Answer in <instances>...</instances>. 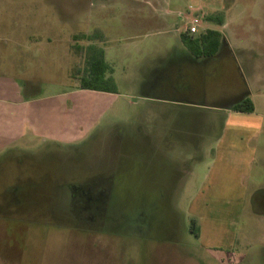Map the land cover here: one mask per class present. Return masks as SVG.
<instances>
[{"label":"rangeland","instance_id":"374dc122","mask_svg":"<svg viewBox=\"0 0 264 264\" xmlns=\"http://www.w3.org/2000/svg\"><path fill=\"white\" fill-rule=\"evenodd\" d=\"M166 11L169 25L139 20ZM177 12L199 15L198 33L207 15H223L209 24L221 33L214 55L185 49L170 31L183 24ZM90 41L106 49L116 93H74ZM169 61L176 105L164 106L153 96L166 86L153 78ZM236 65L264 124V0H0V77L49 89L36 105V136L0 147V264H244L246 253L264 255V213L252 201L264 188L261 150L242 153L256 161L236 229V175L211 170L221 144L236 143L228 132L220 140L236 117L199 108L236 103Z\"/></svg>","mask_w":264,"mask_h":264},{"label":"crops","instance_id":"0c3cea01","mask_svg":"<svg viewBox=\"0 0 264 264\" xmlns=\"http://www.w3.org/2000/svg\"><path fill=\"white\" fill-rule=\"evenodd\" d=\"M177 13L176 15H178ZM171 15H172L171 12L168 13V11H166L163 14L161 13L159 15H151L149 17L141 16L139 17V20L145 23L146 22L148 23L151 21H158V22H161L162 24L164 23L168 24V22H170L169 17ZM224 20L222 24L225 23ZM210 22H213V21H206L209 27L206 29L216 30L210 27L209 25ZM216 24L222 25L219 23H216ZM170 31L179 32V38H180L181 43L183 44L180 34L184 32H182V30L180 29V26L177 20L170 24ZM90 43L96 44L97 42L90 41ZM183 46L185 47L186 50L189 51V53L193 55V53L184 44ZM102 50L104 52V60L107 63L106 49L102 48ZM110 70H111V67H110ZM239 75L244 78L245 88L240 83ZM140 77H142L140 78L141 83L145 84L147 81V78L144 76L143 70L140 73ZM245 78L246 77L241 71L239 65H236V79L239 81V82L236 81V97L233 98L234 101L236 99V103L234 102L230 103L229 107H226L224 104H222V107L214 106V105H200L199 106V108H202L205 110H212V111L218 110V112H223L226 118L228 117L231 118L232 116L236 117L234 120L236 124H233V125L228 124V123L226 124L224 120L221 126V131H220V136H221L220 140H223L225 133L228 132L229 137L236 139V143L233 144L232 147H230V144L228 145V144L222 143L221 148H218V152L213 155V158L214 156H216V158L213 160V167L211 168V170L216 171L215 173L217 174V179H220V180H222L229 174L236 175V179L232 180V183L236 185V229L238 228L240 224V218H241L242 207H243L242 198L244 199L246 196V191L244 190V187L248 182L250 183L249 175L253 171V165H255V161H256L254 160V158L246 157L242 153L245 151H251V154L253 155L254 149L261 150V153H259L261 155V158L259 159L260 168L258 169V171L262 173L264 172V124H263V120L257 115V113H255V103H254V100L251 98V92H252L251 85L249 81ZM157 79L159 83L163 81L162 83L166 86V88H164L163 85L158 84L160 88L162 86L165 89V92H164L165 94L163 95L157 94V96L154 95L153 101H155L159 105L163 104L164 106L166 104L176 105V97H174L171 94V91H169L171 89V79H172L171 61L168 62L167 73H164L162 77L160 76L156 77V75H154V78H153L154 88H157L156 87ZM24 84L26 83L24 82L20 83L10 78L0 77V147H5L8 144H12V142L20 138H23L25 135L27 136L28 134L36 136L35 134L36 132L34 131L35 130L34 124H37V126H39V124L42 123V117L44 115V111H40V108L39 109L36 108V105H38V103L42 102L44 99H46V97H48L47 94H48L49 89L45 90V87L38 88L35 85L33 86L31 82H29L28 86ZM242 90L243 92H245V94L243 95L241 94ZM73 91L74 93H77L78 95H81V96L88 95V93L105 95V96L112 94V92H107V91L82 89V88H79L78 85L75 86V88H73ZM60 95L61 94L56 95V96H60ZM246 98H248L252 102L253 111L251 112L234 111L232 109L234 104H237L238 102ZM83 104H86V103H83ZM83 104L80 106V109H79L80 112H85L84 110L89 108L88 106L86 107L83 106ZM169 116H171V113L169 114ZM172 116H175V114L173 113ZM260 116H263V114ZM171 129L173 130L171 126L168 127L169 134H171V132L173 133L175 132V131H171ZM165 140L166 142H168V144H170L169 140L168 141L167 139ZM197 148L200 150L199 147ZM141 154L142 153H139V155ZM164 162L168 164L172 163L170 160H167V159H165ZM160 195L167 196L168 194L162 192ZM252 201L254 202V205L252 204L253 207L254 206L259 207L260 212L264 213V188L260 189L259 194L256 193L253 196ZM237 235L238 234L236 231V241H237ZM205 243L208 246H211V248L213 249L219 248L221 246L219 241L216 242V244L215 242L213 243L212 241L205 242ZM246 246H250V245H246ZM246 252H248V250H246ZM254 257H258V259L261 261V264H264L263 253H259L257 254V256L253 255L252 253H246L245 258H244V264H248V262L252 261Z\"/></svg>","mask_w":264,"mask_h":264},{"label":"trees","instance_id":"16d2710c","mask_svg":"<svg viewBox=\"0 0 264 264\" xmlns=\"http://www.w3.org/2000/svg\"><path fill=\"white\" fill-rule=\"evenodd\" d=\"M206 21H213L219 24L223 23V15L218 13L214 15L206 16ZM181 40L183 44L193 53L194 56L198 57H209L214 55L221 43V33L212 30L205 29L204 31L198 33L197 35H187L186 33H181ZM83 36L89 40V35H77ZM84 59V70L82 81L78 85L82 89H91L99 91H107L116 93V83L113 78L107 73L110 72V67L104 60V52L102 48L97 47L95 44H87L84 47L83 53ZM234 111H253L252 102L246 98L237 104L233 105ZM191 231L197 237V229L195 226L191 227Z\"/></svg>","mask_w":264,"mask_h":264},{"label":"built area","instance_id":"2783aa9c","mask_svg":"<svg viewBox=\"0 0 264 264\" xmlns=\"http://www.w3.org/2000/svg\"><path fill=\"white\" fill-rule=\"evenodd\" d=\"M194 12H191L190 14H183L178 13V18L180 23H183L180 27L182 32L186 33L187 35H194L198 33L199 27L201 25V18L197 14H193Z\"/></svg>","mask_w":264,"mask_h":264},{"label":"flooded vegetation","instance_id":"af4514ba","mask_svg":"<svg viewBox=\"0 0 264 264\" xmlns=\"http://www.w3.org/2000/svg\"><path fill=\"white\" fill-rule=\"evenodd\" d=\"M7 193V192H6ZM11 222H9L8 224H10ZM13 224V223H12ZM26 227V226H25ZM23 228H24V226H23Z\"/></svg>","mask_w":264,"mask_h":264}]
</instances>
